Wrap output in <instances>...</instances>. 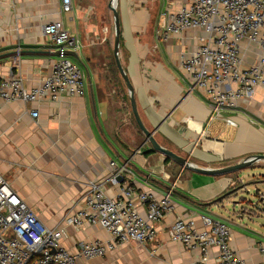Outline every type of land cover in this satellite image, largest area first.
<instances>
[{
	"label": "crops",
	"instance_id": "crops-1",
	"mask_svg": "<svg viewBox=\"0 0 264 264\" xmlns=\"http://www.w3.org/2000/svg\"><path fill=\"white\" fill-rule=\"evenodd\" d=\"M110 0H0V79L15 77L27 90L39 87L58 57L43 26L61 21L80 48L68 59L79 64L84 95L52 103L47 99L0 108V177L49 229L65 228L63 246L72 254L80 243L108 242L99 227H66L64 219L84 207L89 182L106 180L109 162L127 166L122 181L137 192L160 198L172 191V211L154 225L156 237L129 243L103 258L80 264H194L198 251L172 243L169 226L178 218L202 228L201 216L226 224L230 247L246 264H264V162L219 176L188 171L152 150L132 114L129 94L116 66ZM187 0H117L118 58L133 89L137 113L156 143L201 169H220L250 156H264V87L219 116L190 90L180 55L206 41L202 31L166 42L157 27ZM244 53L245 66L257 56ZM36 111L38 118L32 119ZM235 126H228L226 120ZM260 173V174H259ZM121 182V181H120ZM114 198L118 186L105 184ZM142 216L143 208H139ZM208 264H215L210 250Z\"/></svg>",
	"mask_w": 264,
	"mask_h": 264
},
{
	"label": "built area",
	"instance_id": "built-area-1",
	"mask_svg": "<svg viewBox=\"0 0 264 264\" xmlns=\"http://www.w3.org/2000/svg\"><path fill=\"white\" fill-rule=\"evenodd\" d=\"M186 2L157 27L155 37L166 42L186 32L205 34L206 41L180 55L179 66L189 80L190 90L199 92L212 114L219 116L264 87V0ZM71 10V0H61V12L68 14ZM42 30L58 57L51 73L31 90L25 89L18 78L0 79V108L14 102L33 104L47 99L55 103L84 95L83 73L66 56L67 52L78 54V44L61 21L46 24ZM253 46L257 56L250 66H245L243 51ZM30 116L36 120L38 113L33 111ZM226 124L235 126L229 119ZM128 173L127 166L109 162L106 180L89 182L84 207L65 217L66 227H99L110 237L108 242L80 243L76 254L63 246L65 228H47L0 177V264H80V260L103 258L129 243L153 242L154 225L172 211V191L160 198L137 192L130 184L120 182ZM105 184L118 186L114 198L106 195ZM140 207L145 210L144 216ZM200 220L201 229L192 220H175L167 230L169 241L198 251L194 264H208L210 250H215V264H246L231 249L226 224L206 216ZM258 251L264 256V245Z\"/></svg>",
	"mask_w": 264,
	"mask_h": 264
},
{
	"label": "water",
	"instance_id": "water-1",
	"mask_svg": "<svg viewBox=\"0 0 264 264\" xmlns=\"http://www.w3.org/2000/svg\"><path fill=\"white\" fill-rule=\"evenodd\" d=\"M116 5H117V0H110L109 1L108 9L112 13L113 24H114V47H113L114 58H115V62H116V66H117V69L119 71V74H120V76H121V78L125 84V87H126L128 94H129L130 106H131V110H132V114L134 116L135 122H136L139 130L145 136L146 142L148 144H150L152 150L163 155V156H165L166 158L170 159L175 164L179 165L180 167H182L188 171H191V172H194L197 174L208 175V176H219V175L232 174V173H236V172L246 170V169L251 168L252 166H254L258 163L264 162V156L258 155V156H250L238 164L228 166L225 168L201 169V168L194 166L193 164L188 162L186 159L181 158V157L173 154L172 152L162 148L161 146H159L156 143V141L153 138L152 133L148 132L144 128L142 122L140 121V118H139L138 113H137L136 105L134 102V98H133V89L130 85V82H129L126 74L124 73V71L122 69V66H121L119 58H118L120 27H119L118 14L116 11ZM73 55L74 54H72L71 52H67V54H66L67 57H71ZM120 181H122V180H120Z\"/></svg>",
	"mask_w": 264,
	"mask_h": 264
},
{
	"label": "rangeland",
	"instance_id": "rangeland-1",
	"mask_svg": "<svg viewBox=\"0 0 264 264\" xmlns=\"http://www.w3.org/2000/svg\"><path fill=\"white\" fill-rule=\"evenodd\" d=\"M71 62H72L73 64H75L77 67H80L79 64H77L76 62H74V61H72V60H71ZM259 174H260V173H259ZM258 180H260L261 182H264V176L259 175V176H258Z\"/></svg>",
	"mask_w": 264,
	"mask_h": 264
}]
</instances>
